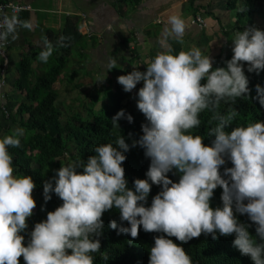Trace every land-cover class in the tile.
<instances>
[{"label":"clouds","instance_id":"9594fccd","mask_svg":"<svg viewBox=\"0 0 264 264\" xmlns=\"http://www.w3.org/2000/svg\"><path fill=\"white\" fill-rule=\"evenodd\" d=\"M196 18L200 17L192 24L204 27ZM18 27L32 29L33 25L17 15L0 16V49L10 39L19 38ZM186 27L181 16L171 15L162 31V45L168 50L157 53L144 71L137 66L117 77L125 92L143 82L136 103L147 123L141 125L143 135L131 147L143 148L150 159L146 178H137L133 188L128 187L122 165L126 160L123 153L130 145L123 135L95 146L87 160L61 166L44 182L45 202L54 193L62 203L49 211L45 220L35 223L26 246L21 233L28 228L27 218L36 207L32 195L36 184L31 175L16 173L9 151L21 146L23 129L16 127L12 134L0 137V264H20L21 256L25 264H94L93 253L97 252L107 262V252L100 251L101 217L113 208L119 210L120 220L130 225L118 226L111 220L109 227L118 234L136 238L141 227L161 233L153 238L148 264H193L191 256L170 237L188 242L202 233L211 234L214 240L234 236L233 247L253 264H264V122L237 124L229 131L239 115L233 105L251 92L244 62L248 72L264 70V30L254 26L236 30L233 55L225 67L214 69L213 58L199 48L178 52L168 43L169 38L182 41ZM65 40L61 36L54 45L45 36L38 59L47 63L57 47L66 46ZM117 64L111 57L108 68ZM3 80L5 86V73ZM255 87L254 99L264 106V87ZM93 93L87 92L85 99ZM6 105L5 95L0 94V118L9 116ZM222 105L226 106L224 111ZM205 111L212 113L208 136L214 139L210 145L193 132L201 126ZM121 119L134 122L124 109L112 122L119 127ZM227 161L232 166L221 172ZM170 172L179 174L177 182L169 178ZM153 185L161 190L146 206ZM218 187L222 189V206L213 208L210 201ZM237 214H246L252 223L239 221ZM253 224L255 235L249 231Z\"/></svg>","mask_w":264,"mask_h":264},{"label":"trees","instance_id":"16d2710c","mask_svg":"<svg viewBox=\"0 0 264 264\" xmlns=\"http://www.w3.org/2000/svg\"><path fill=\"white\" fill-rule=\"evenodd\" d=\"M139 1L118 0L120 3L132 5ZM6 2L20 4L12 0H4V3ZM187 2L193 12L202 7L199 4L201 0H188ZM226 7L227 10L235 12L237 23L235 28L241 31L246 27H258L254 17L264 18V0H227ZM66 22L67 24L61 32L55 34V32L48 31L45 34L54 45L59 37H66L64 41L66 46L57 47L47 63L37 61L38 64L42 65L34 69L32 67L33 61L30 58L20 60L16 68L18 76L12 83L14 93L19 94L20 98L14 100L13 103H7L9 116L8 118H0V137L12 134L13 128L20 127L23 129V135L20 137L21 146L10 147L9 151L13 155L16 173L31 175L36 184L33 190L36 207L33 209L32 216L27 218L28 228L21 233L25 236V246L30 239L29 234L35 223L45 220L47 213L54 211L62 203L61 199L54 193L51 194L52 199L47 202L43 196L44 182L55 176L56 170L61 166L80 159L87 160L89 156L94 154L95 146L114 142L120 134L125 137L126 143L130 145V150L123 153L126 160L122 165L125 169L129 188H133L135 179L146 178L145 174L150 163V159L145 156L143 148L131 147L133 141L138 140L143 135L141 125L147 123L144 114L139 111L136 103L137 92L143 84H137L134 94L132 91L125 92L123 86L117 84L116 91L110 96L111 104L109 106L102 105L97 111L91 109L88 113L81 108V103L66 105L59 101L58 90H55L53 85L60 80L61 76H66L65 68L68 59L71 57V53L75 52L71 49L82 37L79 32L77 17L67 18ZM222 49L224 50V48ZM232 55L215 57L213 68L225 67L226 61ZM244 63V71L249 78L251 92L246 97L237 98L233 105L239 115L233 121L229 131L237 124L247 125L255 121L264 122V106L257 99H254L257 95L255 86L259 84L264 87V70L259 71V73L248 72L247 63ZM204 82L201 81V83ZM2 93L5 95V91ZM130 106L133 107L134 122L129 123L126 119H121L118 121L119 127L114 125L112 117L119 110H125ZM225 108L226 106L222 105L221 111H224ZM211 115L212 113L209 111L201 113L202 124L193 130L194 134L204 137L203 143L205 145H210L214 139V137L208 136V128L210 127L208 121L211 119ZM231 166V162L227 161L224 166H221V172H223L224 167ZM167 175L174 182L179 179V174L170 172ZM160 190V186H152L146 206L151 204L152 197ZM221 192L222 189L219 187L214 190V195L210 201L213 208L222 206ZM237 216L241 222L252 223L246 214H237ZM101 219L104 226L102 235L99 237L101 241L100 251L107 252L109 259L106 262L99 252L93 253L94 264H148L149 250L154 245L153 238L161 235V233L146 232L141 227L136 238L131 237L130 234H118L117 230L109 227L111 220H116L118 226L121 224L126 227L130 225L127 221L120 220V213L116 208L104 212ZM249 231L255 235L254 224L249 228ZM170 238L185 249L191 256L193 264H253L248 256L242 255L233 247L234 236H219V239L214 240L211 234L202 233L199 237L192 238L188 242H181L175 237ZM19 261L20 264H25L22 256Z\"/></svg>","mask_w":264,"mask_h":264},{"label":"crops","instance_id":"0c3cea01","mask_svg":"<svg viewBox=\"0 0 264 264\" xmlns=\"http://www.w3.org/2000/svg\"><path fill=\"white\" fill-rule=\"evenodd\" d=\"M12 1L31 8L30 11L22 12L17 16L21 20L31 21L33 27L32 29L18 27L19 38L15 41L10 39L4 53L5 58L0 56V76L3 72L5 73L6 104L20 98L19 94L14 93L15 90L12 87L13 80L18 76L16 68L20 60L30 58L33 61V68L41 67L42 64L37 63V58L44 47L43 38L46 32L51 31L55 34L61 32L67 24V18H78L79 32L82 37L77 41L79 46H76L75 52L80 59L78 73H81V78L77 80L73 77L74 75L72 78L69 77V74L66 76L64 74L66 78L61 76L60 80L53 85L55 90L58 89L59 101L64 99L60 91L68 93L62 89L65 84H67L65 88L70 92L78 93L81 90L94 92L97 86L118 84L113 78L117 68L124 70V67H127L125 70L127 73L132 71L134 62H137L136 67L144 71V64L151 60L147 51L150 49L159 51V44L162 45V31L171 15L181 16L187 25L182 41L169 38L168 43L172 45V48L179 52L188 51L189 47H196L204 55L213 54L211 56L213 60L220 56L217 50L233 48L232 39L235 31L239 30L235 28L237 23L234 19L229 21L236 24L235 26L222 23L209 4L204 6L200 2L202 7L195 12L187 9L188 0H140L134 5L129 3L131 7H134L130 8L129 12L126 5L128 3H120L118 0ZM195 17L202 19L204 27L192 24ZM151 29L155 30L151 31ZM155 33L157 38H151ZM111 57H115L118 64L116 68L110 70L108 61ZM94 73L98 77L95 78L97 81L92 83L89 76ZM141 84L143 82L139 83ZM9 99L10 102H8ZM73 101L80 103L79 98H76L66 105H73Z\"/></svg>","mask_w":264,"mask_h":264},{"label":"rangeland","instance_id":"374dc122","mask_svg":"<svg viewBox=\"0 0 264 264\" xmlns=\"http://www.w3.org/2000/svg\"><path fill=\"white\" fill-rule=\"evenodd\" d=\"M226 1L227 0H201V4L204 5V6H206V5L209 4L210 7H211V10L215 12V14L218 17V19L222 23H227L228 24V23H230L231 19H234V20H236V19H235V12L233 10H227L226 9L227 8L226 7ZM126 5H127L128 12L130 11L129 10L130 8H134V7H131L129 3L126 4ZM187 9H190L189 6L187 7ZM254 21L258 25V28L259 29L264 30V18L262 19L259 16H256V17H254ZM230 24H232L233 26H235L234 23H230ZM153 30H155V29H151V31H153ZM151 38H155L156 39L157 38V34L156 33L153 34L151 36ZM230 39H232V37H230ZM76 46H79L78 43L75 44L72 47L71 50L72 51H76L77 50ZM186 48H188V47H186ZM161 49H164L162 51H167L168 50L163 45L159 44V51H157V50L155 51L154 49H150V50L147 51V54L150 56V59H152V58L155 57V55L157 53L161 52ZM189 49H191V47H189ZM216 52H219L218 54L221 55L222 57H227V55L233 54L232 48H227V49L224 48V50L221 49V50H217ZM58 53H60V51H58ZM76 53L77 52H72L71 53V57L68 59V62H67L66 68H65V73L69 74V77H71V78H72V75H74L73 77L78 80V79L81 78V73L80 74L78 73V69H79V66H80V59L76 56ZM37 61L40 62V60L38 58H37ZM128 65H132V64H128ZM136 65H137V62H134V68L136 67ZM146 65H147V63L144 65V69H146ZM213 65H214V62H213ZM126 69H127V67H124V70L123 69H119V68L115 69L116 73L113 76V78L115 79V81H117V77L118 76L125 75L126 74L125 73V70ZM79 72H81V71H79ZM117 72H119V73H117ZM96 77H98V76H97L96 73H94V75L92 74V75L89 76V79L92 81V83H94L95 80L97 81V79H95ZM7 79H8V75H7ZM110 81H112V80L110 79ZM107 83H108V81H107ZM66 85L67 84H65L62 87V89L64 91H68V93H65L63 91H60L62 93L63 97H64L63 100L66 101L64 104H69L70 101H72L73 99H76V98H80L82 100H85V102H82L83 104H82V107L81 108H83V110L86 113L90 112L91 109L93 111H97V110L100 109V107L102 105L109 106L111 104V98H110V96L116 91V88H117V85L111 86L112 84H108L107 86H102V87L97 86V87H95L94 90H93V88H91L94 91L92 97L89 98V99H85L86 96H87V92H89L90 90H88V91L81 90L78 93H74V92H70V90L66 89L65 88ZM134 91H135V89L132 90V94H134ZM62 102H64V101H62ZM72 104L73 105H76V104H78V102L77 101H73ZM14 109H13V111H14ZM77 110H80V109H77ZM125 111H126L127 114H131L132 115L133 114V107L130 106V107L126 108ZM16 129L17 128H13L14 131ZM32 195H33V193H32ZM33 198H34V196H33ZM27 243H28V241H27Z\"/></svg>","mask_w":264,"mask_h":264},{"label":"built area","instance_id":"2783aa9c","mask_svg":"<svg viewBox=\"0 0 264 264\" xmlns=\"http://www.w3.org/2000/svg\"><path fill=\"white\" fill-rule=\"evenodd\" d=\"M10 5H12L14 7H10ZM24 10L25 11L30 10V7L24 6L21 4H16L14 2L0 3V16H2L3 14L18 15L20 12H22ZM196 22L200 23L202 26L204 25L200 18H196ZM7 47H8V43L6 44V46L3 49H0V56L4 57V53H5V50L7 49ZM3 73H2V77L0 78V82H2V84H3V86L0 87V94H3L2 93V89L4 87Z\"/></svg>","mask_w":264,"mask_h":264}]
</instances>
